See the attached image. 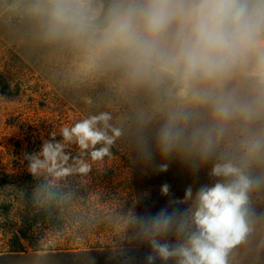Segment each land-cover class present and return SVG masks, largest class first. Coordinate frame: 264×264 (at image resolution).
Wrapping results in <instances>:
<instances>
[{
  "label": "clouds",
  "instance_id": "9594fccd",
  "mask_svg": "<svg viewBox=\"0 0 264 264\" xmlns=\"http://www.w3.org/2000/svg\"><path fill=\"white\" fill-rule=\"evenodd\" d=\"M4 11L78 49L86 69L112 71L123 90L151 98L132 132L146 161L158 153L193 172L211 165L215 182L196 191L193 208L139 222L155 254L148 264H228L249 232V193L264 184L253 174L264 166V0H7ZM111 120L101 112L62 127V140L53 132L25 156L30 173H88L83 159L69 164L65 148L91 149L93 162L110 156L125 134ZM192 199L188 187L184 200Z\"/></svg>",
  "mask_w": 264,
  "mask_h": 264
},
{
  "label": "rangeland",
  "instance_id": "374dc122",
  "mask_svg": "<svg viewBox=\"0 0 264 264\" xmlns=\"http://www.w3.org/2000/svg\"><path fill=\"white\" fill-rule=\"evenodd\" d=\"M6 2L0 0V264H148L155 254L139 222L161 209L193 208L196 191L215 182L211 165L193 172L158 153L146 161L132 132L135 114L151 98L123 90L112 71L86 69L78 49L46 41L30 21L4 11ZM101 112L125 129L110 156L93 162L91 149L82 154L69 143V164L83 159L88 173H30L26 155L39 152L53 132L62 140V127ZM253 174L264 175V166ZM165 184L168 195L161 192ZM188 187L193 199L185 201ZM248 221L228 264H264V184L249 193Z\"/></svg>",
  "mask_w": 264,
  "mask_h": 264
},
{
  "label": "trees",
  "instance_id": "16d2710c",
  "mask_svg": "<svg viewBox=\"0 0 264 264\" xmlns=\"http://www.w3.org/2000/svg\"><path fill=\"white\" fill-rule=\"evenodd\" d=\"M117 154H119V153H117ZM107 157V156H106ZM17 235V234H16Z\"/></svg>",
  "mask_w": 264,
  "mask_h": 264
}]
</instances>
